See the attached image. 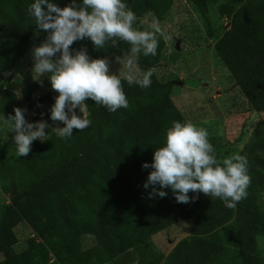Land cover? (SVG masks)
<instances>
[{"label": "trees", "instance_id": "trees-1", "mask_svg": "<svg viewBox=\"0 0 264 264\" xmlns=\"http://www.w3.org/2000/svg\"><path fill=\"white\" fill-rule=\"evenodd\" d=\"M188 1L202 17L208 38L252 112L264 114V0H224L218 11L230 20L227 30L214 29L209 15L210 6L219 0ZM31 2L0 0V75L13 70L44 38V33L37 37L34 21L27 14ZM54 2L64 7L69 0ZM125 2L137 19L148 17L158 22L165 20L174 4V0ZM157 40L156 56L141 53L136 57L141 72L153 70L151 86L141 89L135 82L129 84L121 79L127 109L109 113L87 100L89 128L82 132L73 129V136L64 140L48 129L45 142L34 141L28 156L20 157L16 163L0 159L3 190L17 191L5 208L0 226V254L12 250L17 243L15 229L24 221L38 238L45 240L0 264H48L50 255L60 264H224L227 246L221 230L231 222L240 264H264L257 252V236L264 224L260 207L264 191V127L254 131L252 143L244 148L250 183L246 198L235 208L228 209L218 198L203 194L195 202L180 204L167 189L166 197L149 199L151 188H143L151 169H143L142 164L152 162L154 150L163 146L173 121H187L173 102L172 82H163L156 75L166 47L159 34ZM70 47H86L93 59L119 58L129 49L127 43L120 42L116 48L109 43L95 50L87 40ZM42 88L51 90L47 79L43 86L34 81L22 88L34 112L31 122L43 118L51 127L63 126L48 119L58 93L51 90L33 99ZM42 106H46L44 111ZM14 108V93L0 96V115H14ZM209 141L222 162L230 152L228 146L219 137H210ZM184 222L189 224L190 235L168 255H153L151 238ZM84 236L94 238L86 249L82 247Z\"/></svg>", "mask_w": 264, "mask_h": 264}, {"label": "clouds", "instance_id": "clouds-1", "mask_svg": "<svg viewBox=\"0 0 264 264\" xmlns=\"http://www.w3.org/2000/svg\"><path fill=\"white\" fill-rule=\"evenodd\" d=\"M26 11L34 21L37 37L45 34L30 50L31 76L41 86L47 79L51 90L58 93L48 119L63 127H51L43 118L28 122L26 108H14V115L7 118L0 115V127L15 133L12 140L18 157L28 156L34 141L45 142L48 129L64 140L73 136V129L82 132L89 128L87 100L109 113L129 106L121 79L110 71L111 61L107 57L93 59L86 47H70L74 42L87 40L95 50L109 43L113 48L120 42L127 43L128 54L117 58L128 71L126 80L147 89L153 70L141 72L136 57L141 53L145 57L156 56L157 34L161 32L155 18L151 30L134 27L137 16L125 0H69L64 7L54 0H32ZM136 73L139 76H134ZM208 136L205 128L190 121L172 122L163 146L154 150L152 162L142 164L143 169H151L143 184L145 190L151 188L149 199L166 197L167 189L180 204L195 202L203 194L218 198L224 207L232 209L246 198L250 183L247 159L233 154L218 161ZM189 193L193 195L190 197Z\"/></svg>", "mask_w": 264, "mask_h": 264}, {"label": "rangeland", "instance_id": "rangeland-1", "mask_svg": "<svg viewBox=\"0 0 264 264\" xmlns=\"http://www.w3.org/2000/svg\"><path fill=\"white\" fill-rule=\"evenodd\" d=\"M224 3V0H219L218 4L210 6L209 15L214 29L221 27L227 30L231 25L230 20L222 17L218 11V7ZM151 21L148 17L137 19L135 27L138 30H151ZM159 26L161 28L159 36L165 41L166 47L155 72L161 81L172 82V99L177 109L187 121L205 128L209 133L208 139L213 136L221 138L229 148L227 156L233 154L244 156V148L252 143L254 131L264 127V114L252 112L246 98L218 57L214 42L208 38L202 17L188 0H174L171 11L163 22H159ZM108 59L111 61L110 71L117 74L120 79L126 80L128 71L120 60L116 57ZM31 67L29 51L8 75H0V96L14 93L15 108L28 109L25 116L28 122L32 121L34 112L21 92L23 87L34 82ZM179 82L183 84L180 85ZM50 91L42 88L33 99H38ZM45 109L46 106L41 107L42 111ZM14 135L15 133H11L9 129L0 127V159H4L6 163H16L20 158L16 155L12 140ZM2 187L3 183L0 180V226L5 218V208L11 204V198L17 193L16 189L12 193H6ZM260 207L264 213V191L261 194ZM15 233L17 243L9 253L0 254V262L26 251L33 244L37 246L45 243V240L38 238L34 229L25 221L15 229ZM221 234L227 246L222 262L240 264L239 247L235 241L232 222L221 230ZM189 235L187 222L177 224L153 236L149 244L150 251L152 250L153 255H168L178 242ZM33 241L34 243H31ZM93 241V237L84 236L82 247L88 248ZM257 252L264 260V224L261 225V231L257 236ZM53 256L50 255L48 264H51ZM132 264H138V261Z\"/></svg>", "mask_w": 264, "mask_h": 264}, {"label": "built area", "instance_id": "built-area-1", "mask_svg": "<svg viewBox=\"0 0 264 264\" xmlns=\"http://www.w3.org/2000/svg\"><path fill=\"white\" fill-rule=\"evenodd\" d=\"M51 264H60V263H58L56 258L53 256L51 259Z\"/></svg>", "mask_w": 264, "mask_h": 264}, {"label": "water", "instance_id": "water-1", "mask_svg": "<svg viewBox=\"0 0 264 264\" xmlns=\"http://www.w3.org/2000/svg\"><path fill=\"white\" fill-rule=\"evenodd\" d=\"M5 75H8V73H5ZM178 84L182 85L183 83L182 82H179ZM162 264H164V262Z\"/></svg>", "mask_w": 264, "mask_h": 264}]
</instances>
